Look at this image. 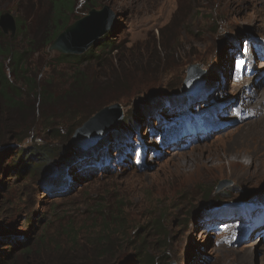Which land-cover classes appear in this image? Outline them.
Listing matches in <instances>:
<instances>
[{
	"label": "rangeland",
	"instance_id": "obj_1",
	"mask_svg": "<svg viewBox=\"0 0 264 264\" xmlns=\"http://www.w3.org/2000/svg\"><path fill=\"white\" fill-rule=\"evenodd\" d=\"M55 1L0 0V13L12 14L18 25L13 37L1 31L2 45L24 49L33 85L53 96L41 101L22 81L16 85L23 92L20 111L0 102V249L13 252L16 264H128L140 247L157 264H264V238L237 244L236 222L228 224L226 215L249 194L264 202V174L251 181L236 165L240 160L257 172L255 156L264 149V0H72L71 10L60 12L66 18L56 21ZM105 5L115 14L109 46L89 48L81 64L48 50L55 25ZM193 66L204 73L198 98L210 93L205 102L225 105L226 130L171 151L153 134L163 127L154 118L157 109L144 111L145 118L137 111L179 92ZM76 71L81 75L73 76ZM86 87L90 93L81 97ZM113 105L121 111L120 126L138 117L132 128L97 142L95 155L107 157L102 173L74 168L91 156L54 167L75 130ZM126 138L131 147L140 143L160 154H146L137 168L133 155L118 148ZM35 146L46 155L30 172L25 158ZM66 167L74 168L72 187L50 189L48 176ZM208 223L219 224L211 229Z\"/></svg>",
	"mask_w": 264,
	"mask_h": 264
},
{
	"label": "water",
	"instance_id": "obj_2",
	"mask_svg": "<svg viewBox=\"0 0 264 264\" xmlns=\"http://www.w3.org/2000/svg\"><path fill=\"white\" fill-rule=\"evenodd\" d=\"M115 14L108 5L101 9H91L81 18L67 24L51 41L48 50L63 54L79 55L90 47H96L102 41V37L108 33ZM17 29L15 18L9 12L0 13V30L13 37ZM187 76L182 90L190 95L198 92V86L204 79L203 71L198 67L187 68ZM121 111L118 105L104 107L78 127L69 140L65 149L66 155L59 163L72 160L76 154L94 145L101 135L114 130L120 120ZM102 135V136H103ZM250 195V194H249ZM251 197V195H250ZM249 197V198H250ZM245 198V201H249Z\"/></svg>",
	"mask_w": 264,
	"mask_h": 264
},
{
	"label": "trees",
	"instance_id": "obj_3",
	"mask_svg": "<svg viewBox=\"0 0 264 264\" xmlns=\"http://www.w3.org/2000/svg\"><path fill=\"white\" fill-rule=\"evenodd\" d=\"M72 8V0H64V2H61L60 0H56L53 3V10H54V20H59V19H64L66 18V15H61L60 12H64L66 13L67 11L71 10ZM54 21V24H56ZM66 21V20H65ZM67 24V22L61 27V28H57V26L55 25V32L51 35V37L49 38L50 42L52 41V39L64 28V26ZM18 27V25H17ZM108 34H105V36L102 37V41L99 43V47H105V46H109L107 45V41H108ZM3 37V33L0 30V102L3 104L5 107L10 108V109H14L16 108L17 110H21V106H22V101L20 98H22L23 96V92L21 91V86L20 88H18L16 85L19 82H22L28 86L29 91L28 93H35L39 96L41 101H45L47 103H50L53 99V96L48 93V91L45 89V87H43L41 84H36L33 85V79L31 78V76L29 75V71L26 69V65H27V58H26V51L23 50H18V49H14L11 47H8L6 45H2V39ZM49 42V43H50ZM163 46V45H162ZM89 51V50H88ZM88 51L86 53H88ZM79 54V55H75V54H60V59L62 60V62L67 61H72L78 64H81V60L84 58L85 54ZM91 52L89 51L88 54H90ZM8 60L7 65H4L3 61L4 60ZM8 69V70H6ZM75 74H80L78 71L73 73V76ZM76 81L75 84L79 85L81 84V82L83 80H81V78L78 77H74V80ZM79 82V83H78ZM21 83V84H23ZM74 84V85H75ZM75 89V86H73ZM89 88H84L83 90H80L81 93V97H85L86 94H89L90 91L88 90ZM73 93V90H72ZM173 94H177V95H173ZM173 95L171 97H174L176 99H183L185 94H183L181 91L176 92V93H172L169 94ZM171 97H168L169 99ZM159 103L158 102H147V104L144 106V108H142V112L137 111V114H142L143 118L146 117V113H150L151 112V107H155L157 106ZM144 111H146V113H143ZM137 114H134V117L131 119H128L127 123H121L123 125H127L130 124L132 122V120H134L136 117H138ZM41 148L38 146H35V148L29 152V154L26 156L25 160L28 159V163L31 167L29 169L30 172L32 171H37L39 170V165L40 163H42L44 161L43 157H41L42 153ZM61 157L55 161L54 163V167L57 166V164L60 162V159L62 157H64L66 155V152L64 150L61 151ZM46 155V154H45ZM44 155V156H45ZM20 156V155H19ZM35 163V165L32 168V164ZM35 167V168H34ZM53 168L52 167V162L43 165L42 169L43 172L48 171L49 169ZM33 169V170H32ZM53 170H50V172ZM64 170H58L56 172L51 173V175L48 176L47 180L48 184H50V189L53 190H57L60 188V182L62 181V174H63ZM81 186V185H80ZM58 196V195H57ZM99 206V205H98ZM102 210V209H101ZM118 226L120 227V220L118 221ZM0 229H2V226L0 224ZM1 237H0V241H1ZM0 253H2L0 255V264H16L14 262H11L12 260H14L13 258V252H9L6 251L4 249H0ZM154 255H151L148 251L144 250L142 247H140L137 252H135L134 254H132L131 256H128L126 258V262L128 264H157V262L154 261ZM11 262V263H10ZM63 264H67V263H63ZM115 264H119V263H115ZM168 264V263H166ZM171 264V263H169Z\"/></svg>",
	"mask_w": 264,
	"mask_h": 264
},
{
	"label": "clouds",
	"instance_id": "obj_4",
	"mask_svg": "<svg viewBox=\"0 0 264 264\" xmlns=\"http://www.w3.org/2000/svg\"><path fill=\"white\" fill-rule=\"evenodd\" d=\"M105 36V35H104ZM91 48V47H90ZM63 54V53H62ZM148 113V112H147ZM151 113V112H150ZM149 114V113H148ZM151 115V114H150ZM147 119H145V121H146ZM119 126L117 125V127L114 129V130H116L117 128H118V130L119 131H124V129L125 130H127L128 128H132V123H130V124H128V125H123V124H121V126H120V121H119ZM114 130H111L109 133H112ZM109 133L108 134H106V135H103V136H101L100 138H99V143L101 142V140H105L106 139V137H107V135H109ZM73 135V134H72ZM113 138H110V140H112ZM118 139H121V137L120 136H117V138H116V141L118 140ZM70 140V139H69ZM109 140V141H110ZM97 141V142H98ZM106 141H108V140H106ZM97 142L94 144V145H92L90 148H88V149H86V151L85 150H82L78 155L76 154V156L72 159V160H68V161H66L67 163H69V162H73V161H75V160H78V159H82V158H85V157H89V156H91L90 158H91V160H89L86 164H84V165H76L75 163H74V168H76V170H77V172L78 173H80L81 175H84L86 172H88V173H93V175H96L97 173H99V172H101L102 173V170H98V169H101V167H103L105 164H106V158L104 159L103 158V156H99V155H95V152L97 151V150H99V149H101V148H97L98 147V144H97ZM68 144H69V141H68ZM67 148V147H66ZM110 148V147H109ZM131 148H134V146H132ZM138 147H136V149H137ZM145 148V147H144ZM166 149H168V148H166ZM175 149H173V150H171V151H174ZM135 151V150H134ZM133 151V152H134ZM115 153H116V151H114ZM108 156H112V153H109V155ZM144 159V158H143ZM99 162H103L102 164H97V163H99ZM66 163V164H67ZM143 164H144V161H143ZM58 165H60V164H57V166ZM143 167V165L141 166V167H139L140 169ZM74 168H72L71 169V171H69V168L68 167H66L65 168V170H64V172H63V174H62V181L60 182V188L59 189H57L58 191H60L61 189H63V188H70V187H72V175L75 173L74 172ZM67 169V170H66ZM86 169V170H85ZM251 195V194H250ZM250 199V198H249ZM250 203H253L252 202V199H250L248 202H243L242 204H243V206H241V208H236V207H239L238 205H233V208L229 211V213L228 214H226L227 216L228 215H231V216H237V214H240L241 212H243V213H245L246 211H247V209H246V207H247V205L248 204H250ZM235 209H237V211L236 212H234V211H232V210H235ZM238 219H240V218H238ZM240 225L239 226H236L237 228H238V232H237V237H236V240H235V242L237 243V244H239L240 242H242L243 240H242V236H244V234H243V230L246 232L248 229H249V227L251 226V222L250 221H242V220H240ZM242 224V225H241ZM242 226H244V229H241V227ZM253 226V225H252ZM251 237H254L255 239H260V238H264V233L262 234V236L260 235V234H256L255 232H251L250 234H249V236L247 237V239L248 238H251ZM172 264V263H171Z\"/></svg>",
	"mask_w": 264,
	"mask_h": 264
},
{
	"label": "bare ground",
	"instance_id": "obj_5",
	"mask_svg": "<svg viewBox=\"0 0 264 264\" xmlns=\"http://www.w3.org/2000/svg\"><path fill=\"white\" fill-rule=\"evenodd\" d=\"M264 96V95H263ZM224 123V122H223ZM226 130V129H224ZM216 154V153H215ZM257 159H258V162H257ZM237 163L236 165L239 166L240 169H243L246 171L245 173V176L246 178H248L249 180L251 181H254L255 179L254 178V175L255 176H261L264 174V149L255 156V164L257 163L258 164V167H257V172H250L248 171L246 168H245V165L243 162H241L240 160H237ZM185 165H187V162H185ZM261 172V174L259 175V173ZM243 173V172H242ZM257 178V177H256ZM229 224H232V221H228ZM241 229H244V226L241 227Z\"/></svg>",
	"mask_w": 264,
	"mask_h": 264
}]
</instances>
